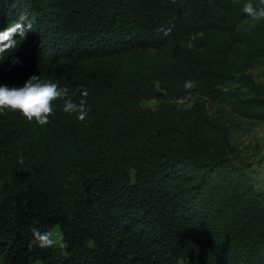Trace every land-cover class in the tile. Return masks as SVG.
I'll use <instances>...</instances> for the list:
<instances>
[{"label": "trees", "instance_id": "trees-1", "mask_svg": "<svg viewBox=\"0 0 264 264\" xmlns=\"http://www.w3.org/2000/svg\"><path fill=\"white\" fill-rule=\"evenodd\" d=\"M247 2L0 0V31L32 25L0 85L37 75L76 102L87 90L90 109L0 115V264H264V188L229 126L264 123V20ZM33 226L61 246L30 247Z\"/></svg>", "mask_w": 264, "mask_h": 264}, {"label": "clouds", "instance_id": "clouds-1", "mask_svg": "<svg viewBox=\"0 0 264 264\" xmlns=\"http://www.w3.org/2000/svg\"><path fill=\"white\" fill-rule=\"evenodd\" d=\"M242 11L254 21L264 20V0H259L254 4L252 0L245 3ZM31 23L23 20L12 22L9 27L0 31V58L3 54L13 49H17L18 34L24 39L31 30ZM171 29L164 31L165 35L170 34ZM194 82L186 81L183 87L190 90L194 87ZM67 87H61L51 80H42L40 76L33 75L23 86L0 85V115L7 112H19L28 122H37L40 126L50 123V116H54V104L62 101V110L68 115H76L77 119L83 123L88 117L90 109L87 107V90L81 92V99L76 102ZM32 240L30 247L49 248L56 246L58 233L51 231H41L38 227L30 228Z\"/></svg>", "mask_w": 264, "mask_h": 264}, {"label": "rangeland", "instance_id": "rangeland-1", "mask_svg": "<svg viewBox=\"0 0 264 264\" xmlns=\"http://www.w3.org/2000/svg\"><path fill=\"white\" fill-rule=\"evenodd\" d=\"M254 77L263 82V68L252 71ZM155 101H148L142 104L143 108H154ZM230 140L234 148L235 156L249 164L250 169L255 173L254 178L258 188H264V123H252L242 119H232ZM51 232L58 233L56 246H61V233L56 227Z\"/></svg>", "mask_w": 264, "mask_h": 264}]
</instances>
